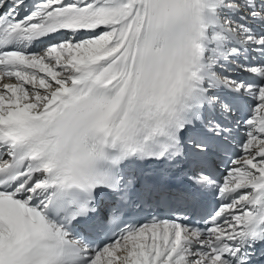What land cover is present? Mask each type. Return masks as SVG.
Segmentation results:
<instances>
[{"label":"snow or ice","instance_id":"1","mask_svg":"<svg viewBox=\"0 0 264 264\" xmlns=\"http://www.w3.org/2000/svg\"><path fill=\"white\" fill-rule=\"evenodd\" d=\"M0 264H264V0H0Z\"/></svg>","mask_w":264,"mask_h":264}]
</instances>
